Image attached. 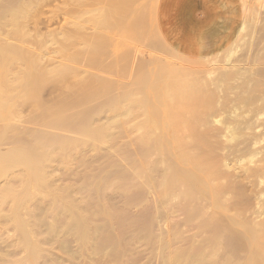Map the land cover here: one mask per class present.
Masks as SVG:
<instances>
[{"label":"bare ground","instance_id":"obj_1","mask_svg":"<svg viewBox=\"0 0 264 264\" xmlns=\"http://www.w3.org/2000/svg\"><path fill=\"white\" fill-rule=\"evenodd\" d=\"M53 1L0 0V235L14 234L0 264H61L48 244L65 232L82 264H139L137 243L153 264H264V11L204 13L188 59L141 0H72L41 34ZM87 150L104 163L89 169ZM79 166L82 198L61 186ZM115 181L121 207L104 193Z\"/></svg>","mask_w":264,"mask_h":264},{"label":"rangeland","instance_id":"obj_2","mask_svg":"<svg viewBox=\"0 0 264 264\" xmlns=\"http://www.w3.org/2000/svg\"><path fill=\"white\" fill-rule=\"evenodd\" d=\"M244 1H246V4L248 3L247 6H249V8H250L249 11L246 12L248 18L250 16H256L257 17L259 15V13L264 11V9L260 8L261 4L259 2H261V0H244ZM149 2H151V3H149ZM149 2H148V0H141V3L143 5H145L147 7L150 5L148 7V10L150 8L149 13H151L150 11L152 9H153L152 13L156 10L154 13H155V17L157 18L158 28H159L162 36H163V39H164L163 42H165V41H166V43L168 42L169 48L172 52H174V53L177 52L178 54H180V56H183V57L188 58V59L191 58L192 56L194 57L198 53V50L200 53H202L204 51L205 44H206V36L208 35V33L206 32V28H205L207 21L205 20V14L204 13L209 14L210 16H212L214 14L212 17V20H214L216 22H217V17H222V16L224 17L223 21L230 22V19H229L230 16L233 17L236 14V13H232L231 11L235 10V9L238 10V8H239V6H238L239 4L236 3V0H158V2H157V0L156 1L150 0ZM71 3H72V0H54L49 6H47L43 9V15H42L40 23L38 25V29L40 30L41 34H47L48 32H58L60 29L63 28V26L65 25L66 19H68L70 17L66 16L62 13L65 10H68L71 8V5H70ZM146 3H147V5H146ZM155 4L157 6H155ZM64 5H66V6H64ZM154 7H155V9H154ZM227 12H231V14L230 13L228 14ZM226 18H228V19H226ZM218 21L220 22L221 20H218ZM216 22L213 24L214 28L212 27V31L214 29H216L219 25ZM55 49H56L55 45L50 46V54L48 56V59H54V60L56 59L57 53H56ZM149 51H151L152 57H156V58L168 57V55L163 53V52H158V51L153 52L154 50H152V49H149ZM256 51H257L256 54L262 53L260 48H258ZM163 54H165V56H163ZM139 57L143 58V59H147L146 54H144V56L139 55ZM203 60H205V58L204 59H203V57L199 58V59H197V62H196L198 64L195 65V63H193V64L191 63L190 65H191V67H194L197 69H203L205 67ZM192 61H195V58H192ZM172 62H173V60H172ZM77 67H79V66H77ZM124 140L126 141V138H124ZM263 143L261 144L262 146L264 145ZM3 149H2V151L4 152L6 149L5 150H3ZM80 152L81 153L79 154V157H81V160L84 161L83 162L84 164L88 165L89 169H96L97 167L95 168L94 166L96 164L98 165L100 163V161L102 163H104V161L106 159L104 155H102V156L96 155L94 152H91L90 150L80 151ZM117 159L119 160V158H114V160H117ZM118 160H117V162H119ZM102 163H100V164H102ZM81 167L76 168V169L72 168V169H69V171L66 169H64L63 171L60 170L61 171L60 174L61 175L64 174V177H65L64 178L65 180H63L61 186L64 184L65 186L68 187V188L65 187L67 189H70L71 187L72 188L76 187L75 190H78L77 186H79V185H76L78 177H79V181L81 182L80 176L83 175V173H84L83 170H86V169L82 170ZM109 168H113V166H111V167L108 166V167L104 168L105 170H104L103 174L106 173L105 171H108L107 173H109L111 171ZM57 174H59V173H57ZM69 178L70 179L75 178V180L74 179L70 180ZM117 183L118 182L115 181V185L112 184L111 186H109L111 188H108L109 190H106V191L104 190V193L111 197V199L114 203L113 205H116L115 207H121L123 205V201L120 198V194L118 193L120 190L118 189V191L116 192V190L114 188V186L118 185ZM73 184L76 186H74ZM77 184H79V182ZM68 185L70 186V188ZM112 186L114 188V190H113L114 192L112 190H111L112 192L110 191V189H112ZM87 187L90 188V186H87ZM85 188L86 187H84V190H86ZM71 190H70V193H71ZM78 192H79L80 196H81V194H83L80 190H78ZM78 192H77V195L75 197H74V194L71 196L74 197L75 200H78L77 202H81L82 196L79 199ZM73 193H74V191H73ZM77 196H78V198H77ZM83 196H84V194H83ZM48 211L50 212V208H48ZM252 218H254V216H252ZM258 220H260V219H256L255 221H258ZM31 221H33V220H31ZM35 221H36V219H35ZM45 221H46V223H48L49 228L46 226L47 225L46 224L45 225L46 227L44 228L46 231L44 230V232H45V234L48 233V236H50V233H52V231H53V230L51 231V229L53 227H55L53 225L56 222V220L54 218H52L48 213V216H46ZM170 226H171V228L173 227L172 223ZM3 233H4V235H3ZM3 233H1V235H0L2 237V238L0 237V249L5 250L7 252H12L13 248L11 247L10 243H9V245L7 243L12 239L14 234L12 235V232H10V230L8 233L6 232V234H7L6 236H5V232H3ZM13 240H11V241H13ZM54 240L56 241L55 238H54ZM54 240H51V242L48 244V246L51 247V250H52L51 253L53 254V256L58 258V260H61L60 261L61 264H72V263L78 264V263H81L80 261L77 262L78 247L73 242V237L71 236L70 232L62 233L60 236V240L65 244L63 249H59L56 246H52L54 244V242L52 243V241H54ZM3 244H6V245H3ZM139 244L141 245V243L136 244V246H137L136 251H138V253H140L139 255H141V256H139V258L142 257V261H141V259L139 261L138 257H136L138 259V261L140 262L139 264H153V263H155L153 259L151 260V258H152V255L150 254L151 252L149 250L147 252V248L145 249L143 247L144 244L142 247ZM131 247H133L132 249L134 251L135 247H134L133 243H132ZM145 250H146V252H145ZM133 251H132V253L135 254L134 253L135 251L134 252ZM64 253H66V254H64ZM133 254H132V258L134 257ZM148 257L151 260V262L149 260L150 263L147 262ZM71 258H72V260H70ZM129 258L131 259V256ZM62 259H66V262H65V260H62Z\"/></svg>","mask_w":264,"mask_h":264}]
</instances>
